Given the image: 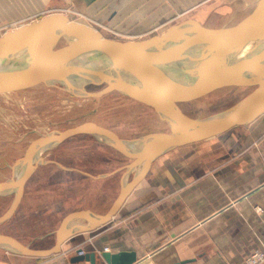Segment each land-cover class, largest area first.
<instances>
[{
	"label": "crops",
	"instance_id": "obj_1",
	"mask_svg": "<svg viewBox=\"0 0 264 264\" xmlns=\"http://www.w3.org/2000/svg\"><path fill=\"white\" fill-rule=\"evenodd\" d=\"M21 1L78 3L94 7V12L103 10L107 4L117 3L116 6L106 9V16L111 14L112 20H126L127 26H118L116 29L121 33L135 34L164 26L176 17L195 19L199 21L198 26L219 18H238L235 22L237 23L248 16L258 2ZM120 8L121 14H117ZM227 24L228 21L223 25ZM252 48L247 49V53ZM77 78L78 80H70L68 87L80 86L83 77ZM95 143L97 147L90 151V160H81V166L86 169L64 167L66 170L79 171L86 181L80 187L81 203L67 209L62 219L67 214L80 210L105 214L119 193L124 171L116 170L132 158L113 150L117 156L114 153L107 155L114 163L109 164V160L110 166L103 173L93 171L94 159H98L99 155L98 142ZM55 148L56 146L47 155ZM42 151L37 152L34 157ZM138 172L139 168H134L124 178V182ZM86 224L88 222L82 218L73 223ZM14 238L26 245L25 241ZM263 243L264 114L248 125L233 127L228 132L223 131L156 156L147 174L127 196L111 220L67 238L60 251L35 257L16 253L0 245V264H112V256H117L120 252L135 254L136 259L131 264H242L243 259ZM104 255H110V258L107 259ZM79 256L82 258H78Z\"/></svg>",
	"mask_w": 264,
	"mask_h": 264
},
{
	"label": "water",
	"instance_id": "obj_2",
	"mask_svg": "<svg viewBox=\"0 0 264 264\" xmlns=\"http://www.w3.org/2000/svg\"><path fill=\"white\" fill-rule=\"evenodd\" d=\"M263 27L264 0H258L256 7L248 16L220 33L209 32L200 26L182 25L145 39L118 41L104 37L91 25L72 20L61 12L47 13L38 20H32L3 33L0 37V57H12L0 65V86L23 76L25 69L34 64L39 57L44 44L47 43L48 33L58 31L60 37L68 42L77 56L53 54L66 62L75 64L83 62L82 67L77 65L68 68L73 72L79 70L90 77L92 82L106 85L97 92H83L85 96L96 97L110 90H117L135 97L152 106L167 123L169 131L152 132L124 141L102 126L84 122L63 131L49 133L30 146L14 163V176L10 182L0 184V195H13L11 206L0 216V223L12 217L23 198L25 184L30 175L31 157L38 150L51 145L58 146L75 135L100 134L110 147L132 158L130 162L116 170L124 171L119 193L105 214H94L88 210L67 214L55 230V242L51 247L31 248L13 236L2 233L0 245L16 253L35 257L58 252L67 238L80 231L92 230L111 220L127 196L147 174L156 156L166 150L204 140L227 129L247 124L264 114V64L253 68L264 51V30H258ZM255 37H259L260 40L243 58L229 68L219 70V63L236 43ZM176 45L195 50L183 55L171 48ZM215 49L218 51L208 62L202 64L196 73L165 70L130 53L131 50L159 51L178 60L191 61ZM108 64L131 67L137 71V75L133 80L123 78ZM48 66L67 67L66 64ZM228 85L254 88L228 108L202 119H186L171 97L176 91H203ZM163 93H168L169 98H163L161 96ZM17 164H20L19 173L15 170ZM139 164H142L141 170L124 183V178ZM80 218L85 219L88 224L69 226L70 222ZM104 256L110 258V255ZM112 258L114 260L112 264H131L136 259L133 252H120Z\"/></svg>",
	"mask_w": 264,
	"mask_h": 264
},
{
	"label": "rangeland",
	"instance_id": "obj_3",
	"mask_svg": "<svg viewBox=\"0 0 264 264\" xmlns=\"http://www.w3.org/2000/svg\"><path fill=\"white\" fill-rule=\"evenodd\" d=\"M15 1L0 0V37L6 31L38 20L50 12L64 13L72 20L91 25L104 37L118 41L141 40L182 25H199V21L195 19L176 17L164 26L142 34L121 33L116 28L127 26L128 22L121 18L112 20L111 14L106 16L105 13L107 8L116 6L117 3L107 4L108 7L94 12V7L78 3ZM119 13L121 14V8L117 14ZM237 20L238 18L208 20L200 27L209 32L220 33L235 25ZM227 21L228 24L224 26ZM46 41L48 44L45 45L52 54L77 56L63 37L52 35ZM263 55L264 51L260 57ZM48 65L50 64L34 63L29 67L39 69L44 74L40 72L30 78L19 76L0 86V184L10 182L14 176V163L30 146L54 131L91 122L108 129L124 141L156 131H169L167 123L146 102L117 90L87 97L83 92H97L106 85L90 82L91 79L85 76H82L80 86L68 87L61 81L52 83L48 80L50 75L68 80L72 78L73 71L65 66ZM253 88L254 86H217L203 91H176L171 97L186 119L197 120L228 108ZM248 124L250 122L239 126ZM229 130L232 128L224 133ZM96 141L99 155L98 159H94L93 171L103 173L110 166L109 160V164L114 163L107 154L117 156V153L90 133L72 136L56 146L43 162H32L24 197L12 217L0 225V233L18 237L31 248L51 247L55 230L65 211L81 203L79 192L86 178L76 170L86 169L81 166V160H90V151L97 147ZM64 167L76 170H66ZM12 201L13 195H0V216L9 209ZM261 246L258 249L263 248ZM263 263L264 260L259 262Z\"/></svg>",
	"mask_w": 264,
	"mask_h": 264
},
{
	"label": "bare ground",
	"instance_id": "obj_4",
	"mask_svg": "<svg viewBox=\"0 0 264 264\" xmlns=\"http://www.w3.org/2000/svg\"><path fill=\"white\" fill-rule=\"evenodd\" d=\"M258 30H264V27L259 28ZM52 35L60 36L58 31H51L50 33H48V36H52ZM181 38H183V35L181 36ZM259 40H260L259 37L258 38L255 37V38H251V39L242 40V41H239L238 43H236L230 49V51L226 55V57L219 63V70H225V69L229 68L230 66H232L235 62H237L238 60L243 58L247 54L246 50L251 48V47H254ZM171 48L173 50L183 54V55H188V54H190V52H192V50H195V48H188V47L178 46V45L172 46ZM217 51H218V49L212 50V51L208 52L207 54L200 56L198 58H195L194 60H191V61L178 60V59L173 58L171 55H168V54H165V53L159 52V51L131 50L130 53L133 56L138 57L139 59H141L145 62H148L154 66L160 67V68L165 69V70H169V71H173V72H183V73H196L198 71L199 67L202 64L208 62L214 56V54ZM11 57L12 56H9L7 58L0 57V65L3 64L4 62H6ZM34 63L50 64V65H52V64H66L67 67H74L77 65L79 67H82V65H83V62H79L78 64H75L72 62H66V61L62 60L61 58L56 57L55 55H53L51 53V51L47 48V46L45 44H44V47H43L39 57L36 59V61ZM263 64H264V55L258 58L256 63L254 64L253 68L259 67ZM108 66L114 72H116L118 75H120L123 78L129 79V80H133L134 77L137 75V71L131 67H128V66H115L113 64H108ZM40 72L43 73V71H41L39 69L27 67L25 69V71L23 72V75L28 76V77H35L36 74L40 73ZM72 73H73L71 75L72 78L70 77L71 79H69V80H64V79H62L63 77L53 76V75H50L48 80L50 82L61 81L64 83V85L68 86V85H70V82H71L70 80H72V79L78 80L77 77L85 76L79 70L72 72ZM85 77H88V76H85ZM88 78H90V77H88ZM90 82H92V81H90ZM161 96L165 99L169 98L168 93H163ZM92 135H94L97 139H99V140L103 141L105 144H107V140L104 137H102L100 134L92 133ZM53 147H55V145L44 147V148L38 150L37 152L42 151V150L43 151L38 156L34 157L35 154L37 153L36 152L31 157L30 163H32V162H39V163L43 162L44 159H42V158L44 156L46 157L48 152ZM135 168H139V171H140L142 168V164H139ZM15 170L19 173L20 164L16 165ZM73 223H74V221L70 222L69 226H72ZM1 224L2 223H0V225Z\"/></svg>",
	"mask_w": 264,
	"mask_h": 264
},
{
	"label": "built area",
	"instance_id": "obj_5",
	"mask_svg": "<svg viewBox=\"0 0 264 264\" xmlns=\"http://www.w3.org/2000/svg\"><path fill=\"white\" fill-rule=\"evenodd\" d=\"M264 260V246L263 248L256 249L249 254L244 260L243 264H259L260 261Z\"/></svg>",
	"mask_w": 264,
	"mask_h": 264
}]
</instances>
